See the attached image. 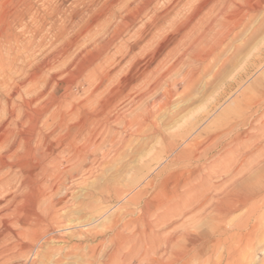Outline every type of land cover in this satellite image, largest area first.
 <instances>
[{
  "label": "rangeland",
  "instance_id": "rangeland-1",
  "mask_svg": "<svg viewBox=\"0 0 264 264\" xmlns=\"http://www.w3.org/2000/svg\"><path fill=\"white\" fill-rule=\"evenodd\" d=\"M34 121L0 264H264V0H0V126Z\"/></svg>",
  "mask_w": 264,
  "mask_h": 264
},
{
  "label": "bare ground",
  "instance_id": "bare-ground-1",
  "mask_svg": "<svg viewBox=\"0 0 264 264\" xmlns=\"http://www.w3.org/2000/svg\"><path fill=\"white\" fill-rule=\"evenodd\" d=\"M12 116H15V115H13V112L11 113V117ZM11 119H13V117ZM16 120H17V118H16ZM24 120H25V118H24ZM1 121H2V119H1ZM13 121H14V119H13ZM10 122H12V120H10ZM55 124H57V121ZM36 125H37V122H35V121L32 122L29 126L30 132L27 131L25 133L24 132L21 133L19 130L17 132L18 128H15V127H14V129H11V128L5 129L4 124H3V126H0V173L2 170L6 169V168L14 171V172L13 171L8 172L6 174H0V244H1V242L3 243L4 239L5 240L6 239H14L13 244H15L16 247H20L22 249V253H25V255H29L30 253H32L31 251L33 248V244L35 242L34 230L32 228L33 214L29 213V215H27L25 218H21L20 212L17 208L18 207L17 205L19 204V200L21 197V194H20L21 190L23 188H26V187L28 188V187L32 186V177H31L32 168L30 166L31 160L28 159V155H29L28 152H29V146L33 142L34 138H37L39 136L37 134L38 132H37ZM16 127H17V125H16ZM61 127H63V126H61ZM71 129H72V127H71ZM55 131H57V129ZM73 153L75 154V156L77 158H79L80 157L79 155H81L80 151L77 149H75ZM22 176H23V178H22ZM13 182L16 183V185H12ZM147 186H148V184H147ZM142 189H143V187H142ZM262 189H264V188H262ZM138 190L136 192L143 194L142 192H140L141 189L139 191ZM134 196H136V195H134ZM251 196H252V194H251ZM136 197H134L135 200H137ZM126 198L127 197L124 196V194L120 193L117 195L116 200L122 201V200H125ZM134 198H132V199H134ZM137 198H139V197H137ZM255 201H256V199H255ZM143 206L146 207V204L145 205L143 204ZM232 206H234L233 203H232ZM146 209H147V207H146ZM146 209L144 210L145 212L143 213V216H145V214L147 213ZM234 210H235V207H234ZM230 211H232V210H230ZM224 212H226V211H224ZM220 213H221V211H220ZM6 219H9V220H6ZM12 225H15V226L18 225L19 227L16 229H14V228L12 229ZM164 226H165V224H164ZM168 241L169 240H167L166 243H168ZM166 243H164V244H166ZM159 244L161 245V243H159ZM161 247H163V246H161ZM145 250H146V248H145ZM155 250H158V249L155 248ZM158 251L160 252V249ZM165 252H166V250H165ZM148 255H149V253L147 254V256ZM144 258H145V256H144ZM147 258L151 259V257H147ZM158 260H159V258H158ZM145 261H147V260H145ZM154 261H156L155 258H154Z\"/></svg>",
  "mask_w": 264,
  "mask_h": 264
}]
</instances>
